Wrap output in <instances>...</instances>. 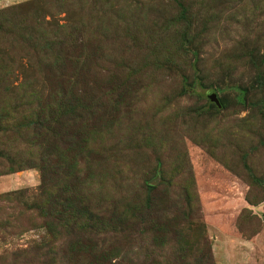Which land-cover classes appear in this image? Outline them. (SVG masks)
Wrapping results in <instances>:
<instances>
[{"label":"rangeland","instance_id":"374dc122","mask_svg":"<svg viewBox=\"0 0 264 264\" xmlns=\"http://www.w3.org/2000/svg\"><path fill=\"white\" fill-rule=\"evenodd\" d=\"M41 186L0 264H264V0H0V196Z\"/></svg>","mask_w":264,"mask_h":264},{"label":"trees","instance_id":"16d2710c","mask_svg":"<svg viewBox=\"0 0 264 264\" xmlns=\"http://www.w3.org/2000/svg\"><path fill=\"white\" fill-rule=\"evenodd\" d=\"M58 27H63V26H58ZM41 182H42V185H44L46 183V181L49 179V177L47 176L46 172H42L41 173ZM158 185H160V183H152V184H149L147 186V188L149 190H154L156 189V187H158ZM44 190V188H39L37 189V192H16V191H13L12 193H5L3 195H1L0 197L1 198H4L5 201L7 202H10V203H16V204H21L23 203V206H24V211L25 212H28V211H32L33 213L34 212H37L39 215H44L45 217L47 216H50L49 214V208H46L44 205H39L37 204L36 202L33 203L32 205H27L26 201L27 200H33V201H36V200H40L42 199L44 196H46L45 192L42 193L41 191ZM22 216H24V214H21ZM21 219V218H20ZM20 219H17L15 221H18L20 222Z\"/></svg>","mask_w":264,"mask_h":264},{"label":"water","instance_id":"95a60500","mask_svg":"<svg viewBox=\"0 0 264 264\" xmlns=\"http://www.w3.org/2000/svg\"><path fill=\"white\" fill-rule=\"evenodd\" d=\"M210 101H212L216 106H219L218 100L216 98L215 92H211L209 95Z\"/></svg>","mask_w":264,"mask_h":264}]
</instances>
